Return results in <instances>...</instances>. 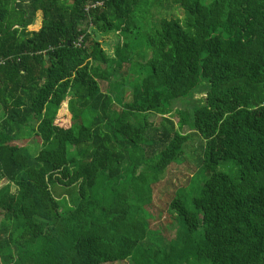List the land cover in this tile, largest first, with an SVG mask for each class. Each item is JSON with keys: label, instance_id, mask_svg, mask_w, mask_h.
Wrapping results in <instances>:
<instances>
[{"label": "trees", "instance_id": "trees-1", "mask_svg": "<svg viewBox=\"0 0 264 264\" xmlns=\"http://www.w3.org/2000/svg\"><path fill=\"white\" fill-rule=\"evenodd\" d=\"M0 110L1 264H144L140 214L192 135L207 178L170 208L194 256L264 264V0H0Z\"/></svg>", "mask_w": 264, "mask_h": 264}, {"label": "rangeland", "instance_id": "rangeland-1", "mask_svg": "<svg viewBox=\"0 0 264 264\" xmlns=\"http://www.w3.org/2000/svg\"><path fill=\"white\" fill-rule=\"evenodd\" d=\"M155 12L158 13L157 16L159 17L165 16L180 21L185 19L184 12L171 2L166 4L164 10L157 9ZM40 21L41 19L38 20L37 27H31V29H37L40 26ZM97 34L100 35L98 32H92V35L102 43L107 55L113 58L122 38L117 33L102 34L100 36ZM104 86L102 84V87ZM131 89V86H128L125 91L126 101L131 99ZM208 91L209 85L203 82L190 97L176 101L173 105L174 111L181 110L187 114L192 112L204 102ZM2 115L3 113L0 110V118ZM159 121L158 116H151V122L158 124ZM192 132L189 129L184 131L185 134H192ZM23 145L29 146L34 154L42 147L39 139L26 141ZM204 150L205 143L203 139L199 135L190 136L183 158L166 170L161 182L154 188L151 205L146 207L145 213L140 214L142 219L147 221L150 232L149 240L145 241L139 250V253H142L144 264H207L204 259H198L194 256L199 235L191 236L192 239H189L188 242L184 221L179 219L177 214L170 208V204L175 197H181L188 208H192V200L199 195L207 178V173L203 169ZM227 165L233 166V163L230 162L222 166ZM229 175L235 178L238 171H231ZM5 185L4 182L0 184V189ZM60 202L64 212L67 211L69 206L67 205V198H61ZM1 219L0 216V221ZM107 264H130V262Z\"/></svg>", "mask_w": 264, "mask_h": 264}, {"label": "crops", "instance_id": "crops-1", "mask_svg": "<svg viewBox=\"0 0 264 264\" xmlns=\"http://www.w3.org/2000/svg\"><path fill=\"white\" fill-rule=\"evenodd\" d=\"M1 264V263H0Z\"/></svg>", "mask_w": 264, "mask_h": 264}]
</instances>
